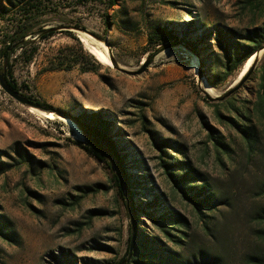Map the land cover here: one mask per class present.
Returning <instances> with one entry per match:
<instances>
[{
    "label": "rangeland",
    "instance_id": "1",
    "mask_svg": "<svg viewBox=\"0 0 264 264\" xmlns=\"http://www.w3.org/2000/svg\"><path fill=\"white\" fill-rule=\"evenodd\" d=\"M2 4L13 6L0 0V10ZM46 11L41 20L57 32L37 39L38 53L30 63H15L14 78L55 118L0 86V264H111L126 255L132 218L112 170L77 144L89 140L59 110L110 123L142 184L134 186V204L161 200L163 206L147 212L135 211L131 200L136 232L158 236L177 264H252L264 252V121L252 114L258 141L250 149L228 103L214 98L235 85L231 102L244 107L256 90L264 48L247 69L250 81L236 84L242 69L226 75L224 68L228 48L242 50L249 32L264 30V0H117L113 7L109 0H54ZM25 19L9 13L0 31ZM74 24L107 42L113 67L85 71L95 63L75 39L80 32L64 29H79ZM158 27L171 34L167 45L177 36L181 43L153 57L149 36ZM179 160L198 176L188 184L210 190V211L172 182L168 170H184L164 164ZM169 211L183 218L184 233L173 231L182 236L180 245L148 215Z\"/></svg>",
    "mask_w": 264,
    "mask_h": 264
},
{
    "label": "trees",
    "instance_id": "2",
    "mask_svg": "<svg viewBox=\"0 0 264 264\" xmlns=\"http://www.w3.org/2000/svg\"><path fill=\"white\" fill-rule=\"evenodd\" d=\"M53 1L54 0H17L12 3L8 0L9 4L13 5L11 8L6 7L3 4L1 5V21L4 20L9 13H13L15 18L18 16H20V18H26L24 22L20 21V23L16 24L14 30L11 32L5 33L0 31V73L6 65L7 70L5 72V76L8 84L11 88L20 91L22 94V86L14 78L15 63L18 62L19 59H23L26 63H30L38 53V47L36 46L37 39H48L57 32V28H46L45 21L41 20L44 13L47 12L46 10L49 9V4L53 3ZM116 2L117 0H109L110 6L112 7L116 4ZM106 25L107 30H110L111 23L107 21ZM73 27L86 30L81 24H74ZM169 34L170 33H167V29L158 27L156 31L149 36V44L154 47V52L152 54L153 57L156 56L162 49L181 43V40H179L177 36L174 37L176 42L167 45L166 43L173 39L171 38L172 36H170L171 34ZM165 35L168 36L166 37ZM247 38L248 43L243 44L242 50H233L232 48H228L226 50L227 60L224 68V73L226 75L241 70L247 60L264 47V30L262 32H249ZM75 39L79 42L81 49L84 51L80 40L78 38ZM102 39L106 40L105 37ZM87 56L94 61L95 65L94 68H90L85 71H95L102 68V64L98 62L93 55L87 52ZM244 75L245 76L242 77L241 85L252 79L251 69H249ZM257 75L258 79L256 90L252 93V97L250 99L244 100V107H237L231 102L232 95L239 89V87H236L233 94L222 100L228 103V109L234 113V119H231V122L235 126L238 133L241 134L243 140L250 149H253L258 141L255 128L252 125V114L254 113L255 115H259L264 121V64L260 67ZM25 96L34 100L35 103H37L42 109L48 112L53 111L51 106L39 99H36L31 95L25 94ZM59 113L65 117L72 118L83 129L89 140V146L79 143L77 144L88 153L94 155L102 163H105L112 170V181L114 182L119 195L125 199V194L121 189L118 177L110 165L108 158L105 156V152L110 151L114 155L126 176L130 197L135 211L141 209L147 212V209L149 208L163 206L161 200L158 199L144 203L145 205L142 206L140 204L138 206L134 204V201L138 199L136 198L137 191H134V186L138 185L141 187L142 184L135 179L136 177L130 171V166H128L124 154L119 150L118 142L112 135H110V123L105 121L99 115L89 116L86 119H82L65 110H59ZM215 141H217V145L226 149L227 146L224 143L219 142L217 139H215ZM164 166L174 171L183 169L184 172L182 174L174 173L168 170V175L170 176L172 182L177 186V188H179L184 197L193 201V203L197 205L201 211L211 210V208L215 205V201L212 199L213 196L210 190H208L205 185L194 186L188 184L189 180L196 179V177H198L194 174L192 165L189 162L179 160L174 164H164ZM148 215L157 225L161 227V231L165 237L170 238L176 245L181 244L182 236L173 234V231L184 233V231L180 228L183 225V218L181 216L179 217L170 211L160 215ZM262 231L264 234V230ZM131 237L132 233L129 236L126 255L119 261L112 262L111 264H122L127 260L130 253ZM165 249L166 248L164 247L162 240L158 236L145 235L144 232L137 229L133 253L129 262L126 264H177L175 260V252L169 253L167 252L169 250ZM251 262L252 264H264V252L260 255L252 256Z\"/></svg>",
    "mask_w": 264,
    "mask_h": 264
},
{
    "label": "water",
    "instance_id": "3",
    "mask_svg": "<svg viewBox=\"0 0 264 264\" xmlns=\"http://www.w3.org/2000/svg\"><path fill=\"white\" fill-rule=\"evenodd\" d=\"M64 29L69 30V31L82 32L80 29H74V28H67L66 27ZM86 34H88L89 36L94 38L93 34H89V33H86ZM104 44L107 45V42H105ZM259 52L260 51H258L255 54V59L258 56ZM108 55L110 57L109 52H108ZM110 59H111L112 62H114L112 57H110ZM6 70H7V67L5 65L4 68H3V71L0 73V86L2 87V89L6 93H8L11 97H13L17 101L21 102L22 104H25V105H28V106H33V107H36V108H41L37 103H35L34 100H32V99L28 98L27 96L23 95L20 91H17V90H14L13 88H11V86L8 84L7 78L5 76ZM126 71L130 72V73H141L142 72V71L134 72V71H128V70H126ZM235 90H236L235 85L231 86L223 95L217 96L214 99L222 101L225 98L229 97L231 94H233ZM206 93H207V91H206ZM105 156L108 158L110 165L112 166V168L114 169V172L116 173V175L118 177L121 189L123 190V192L125 194L126 205H127L128 209H129V212H130L131 218H132V237H131V241H130V253H129V256H128L127 260L122 263V264H126L127 262H129V260H130V258L132 256L134 245H135V238H136L135 220H134L133 213H132V208H131V197H130V192H129L126 176L123 173V170H122L119 162L117 161V159L114 157V155L110 151H106L105 152Z\"/></svg>",
    "mask_w": 264,
    "mask_h": 264
},
{
    "label": "bare ground",
    "instance_id": "4",
    "mask_svg": "<svg viewBox=\"0 0 264 264\" xmlns=\"http://www.w3.org/2000/svg\"><path fill=\"white\" fill-rule=\"evenodd\" d=\"M78 34V33H77ZM80 41L82 42V44L84 45V48L90 53L92 54L100 63H102L105 66H109V67H113V62L111 61L109 55H108V49L106 47V45L103 42H99L96 41L95 39H93L91 36H89L86 33L80 32L78 34ZM195 58V69H199L197 65V58ZM255 59V55L251 56L247 62L245 63L244 67L242 68V70L240 71V74L237 78V80L235 81V83L242 78L243 76H245L244 74L246 73L247 69L249 68L250 64L253 62V60ZM199 62V61H198ZM233 83V82H232ZM206 84H208V82H206ZM237 84V83H236ZM205 87V86H204ZM218 95V94H216ZM32 110L39 112L41 114H43L46 118L49 119H54L55 118V114L52 112H43L41 110L35 109V108H31ZM69 124L73 125L75 128H77V126L75 125V123L70 120V119H65ZM79 131V130H77Z\"/></svg>",
    "mask_w": 264,
    "mask_h": 264
}]
</instances>
